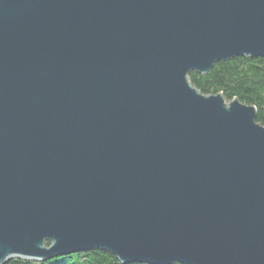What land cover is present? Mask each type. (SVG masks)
Returning a JSON list of instances; mask_svg holds the SVG:
<instances>
[{
    "label": "water",
    "instance_id": "water-1",
    "mask_svg": "<svg viewBox=\"0 0 264 264\" xmlns=\"http://www.w3.org/2000/svg\"><path fill=\"white\" fill-rule=\"evenodd\" d=\"M237 56L264 0H0V264H264L258 108L190 78Z\"/></svg>",
    "mask_w": 264,
    "mask_h": 264
},
{
    "label": "trees",
    "instance_id": "trees-1",
    "mask_svg": "<svg viewBox=\"0 0 264 264\" xmlns=\"http://www.w3.org/2000/svg\"><path fill=\"white\" fill-rule=\"evenodd\" d=\"M191 81L206 94L222 92L228 101L239 98L258 108V121L264 125V57L237 56L215 63L206 73L193 71ZM50 243V242H49ZM6 264H151L121 262L107 249H90L56 256L48 260L14 258ZM172 264H183L175 262Z\"/></svg>",
    "mask_w": 264,
    "mask_h": 264
},
{
    "label": "rangeland",
    "instance_id": "rangeland-1",
    "mask_svg": "<svg viewBox=\"0 0 264 264\" xmlns=\"http://www.w3.org/2000/svg\"><path fill=\"white\" fill-rule=\"evenodd\" d=\"M228 101V100H227ZM229 102V101H228Z\"/></svg>",
    "mask_w": 264,
    "mask_h": 264
}]
</instances>
